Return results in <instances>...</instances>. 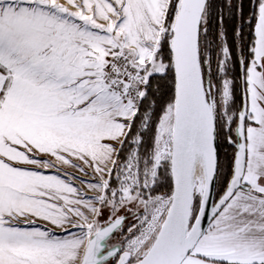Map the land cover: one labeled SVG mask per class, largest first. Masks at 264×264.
I'll use <instances>...</instances> for the list:
<instances>
[{
  "label": "snow or ice",
  "instance_id": "6c2138e0",
  "mask_svg": "<svg viewBox=\"0 0 264 264\" xmlns=\"http://www.w3.org/2000/svg\"><path fill=\"white\" fill-rule=\"evenodd\" d=\"M0 264H264V0H0Z\"/></svg>",
  "mask_w": 264,
  "mask_h": 264
}]
</instances>
